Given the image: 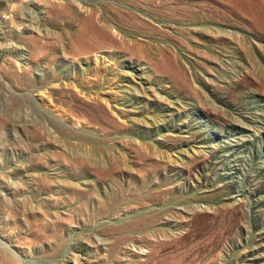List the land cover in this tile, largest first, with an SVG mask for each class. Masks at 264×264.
Here are the masks:
<instances>
[{
    "label": "rangeland",
    "instance_id": "1",
    "mask_svg": "<svg viewBox=\"0 0 264 264\" xmlns=\"http://www.w3.org/2000/svg\"><path fill=\"white\" fill-rule=\"evenodd\" d=\"M0 264H264V0H0Z\"/></svg>",
    "mask_w": 264,
    "mask_h": 264
},
{
    "label": "bare ground",
    "instance_id": "2",
    "mask_svg": "<svg viewBox=\"0 0 264 264\" xmlns=\"http://www.w3.org/2000/svg\"><path fill=\"white\" fill-rule=\"evenodd\" d=\"M89 25H91V27L93 26L92 21L89 22ZM102 28V27H101ZM98 30V29H96ZM99 32H101L102 34L106 35L107 31L105 29H100L98 30ZM90 37V36H89ZM97 39V38H95ZM81 44L85 45V46H90V48H94L96 44H98L97 41H93L91 38H88L87 36H84L83 38H81ZM77 49V48H76ZM79 50V49H78Z\"/></svg>",
    "mask_w": 264,
    "mask_h": 264
}]
</instances>
